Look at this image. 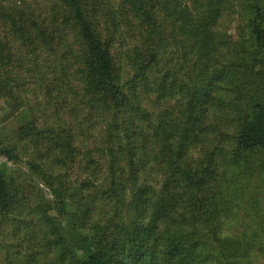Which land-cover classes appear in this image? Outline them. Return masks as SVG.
Here are the masks:
<instances>
[{
  "label": "trees",
  "instance_id": "16d2710c",
  "mask_svg": "<svg viewBox=\"0 0 264 264\" xmlns=\"http://www.w3.org/2000/svg\"><path fill=\"white\" fill-rule=\"evenodd\" d=\"M6 99L0 264H264V0H0Z\"/></svg>",
  "mask_w": 264,
  "mask_h": 264
},
{
  "label": "rangeland",
  "instance_id": "374dc122",
  "mask_svg": "<svg viewBox=\"0 0 264 264\" xmlns=\"http://www.w3.org/2000/svg\"><path fill=\"white\" fill-rule=\"evenodd\" d=\"M11 109L10 104L7 102L6 100H1L0 101V117L5 113V112H9ZM17 124V122L15 121L14 125H12V123L9 124V128L12 126H15ZM10 130V129H9ZM6 132H8V128L6 126ZM31 151L30 153H23L22 159L20 162H8L6 159H4L2 156H0V168L3 167V165H5V163H8V167L10 168V173L11 176L14 177V179H18L20 182L24 181V177L26 175V171H27V166H26V162L29 160L34 159V152L32 155ZM40 187H42V185H40ZM232 221V220H231ZM235 223V220L232 221V224ZM239 225L241 226H237L234 225V229H241L243 228L244 222H241ZM259 264L262 263V260L260 259L258 261Z\"/></svg>",
  "mask_w": 264,
  "mask_h": 264
}]
</instances>
